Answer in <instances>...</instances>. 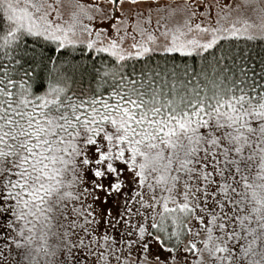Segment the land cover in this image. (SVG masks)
<instances>
[{"label": "snow or ice", "instance_id": "6c2138e0", "mask_svg": "<svg viewBox=\"0 0 264 264\" xmlns=\"http://www.w3.org/2000/svg\"><path fill=\"white\" fill-rule=\"evenodd\" d=\"M0 264H264V0H0Z\"/></svg>", "mask_w": 264, "mask_h": 264}]
</instances>
